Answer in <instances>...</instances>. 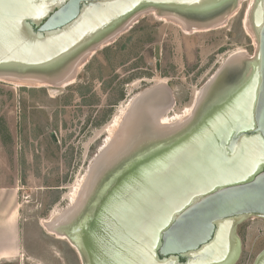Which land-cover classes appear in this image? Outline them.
I'll return each mask as SVG.
<instances>
[{
    "label": "water",
    "instance_id": "obj_1",
    "mask_svg": "<svg viewBox=\"0 0 264 264\" xmlns=\"http://www.w3.org/2000/svg\"><path fill=\"white\" fill-rule=\"evenodd\" d=\"M228 1L0 0V73L57 76L102 26L147 5L193 22L200 19L186 14L216 18ZM252 23L258 38L253 71L241 80L247 63L227 59L203 98L219 81L239 89L212 111L202 113V103L184 139L134 160L129 148L120 154H127L124 165L103 177L97 168L109 158L95 156L88 173L97 171L100 183L70 232L88 264L236 262L237 225L264 219V0ZM158 97L161 108L171 105L161 85L136 100L149 104ZM253 264H264V250Z\"/></svg>",
    "mask_w": 264,
    "mask_h": 264
},
{
    "label": "rangeland",
    "instance_id": "obj_2",
    "mask_svg": "<svg viewBox=\"0 0 264 264\" xmlns=\"http://www.w3.org/2000/svg\"><path fill=\"white\" fill-rule=\"evenodd\" d=\"M250 1L240 0L221 27L189 34L148 11L138 24L119 31L116 43L110 39L101 48L87 46L78 52L75 56L82 58L85 50L100 48L78 67L74 82L66 87L0 81V184L17 180L24 226L39 231L32 243L37 251L43 253L47 242L56 246L54 254L40 258L66 264L60 260L68 254L76 264V251L50 234L42 221L71 208L75 185L87 180L109 126L129 101L161 84L171 97L162 116L183 115L232 54L255 55L253 33L243 25ZM247 66L253 69V63ZM222 92L223 88L218 94ZM237 236L242 264H252L264 249V219L246 218Z\"/></svg>",
    "mask_w": 264,
    "mask_h": 264
},
{
    "label": "bare ground",
    "instance_id": "obj_3",
    "mask_svg": "<svg viewBox=\"0 0 264 264\" xmlns=\"http://www.w3.org/2000/svg\"><path fill=\"white\" fill-rule=\"evenodd\" d=\"M239 1L240 0L228 1L223 6V11H221V13L219 14L220 16L216 18H211L209 16L210 14L206 15L205 17L201 14H186V17L189 16L190 18H195V20L200 19L199 21L193 22L190 20H184L182 17L176 15L177 13H172L170 10L164 11L160 8L154 10L151 8L149 9V7L147 6L148 9L144 8L133 14H128L129 16L126 19L122 21L120 20L117 28L118 30L115 28L117 31L115 30L113 35H110L109 33L110 37H105L106 39L102 41L98 40L99 43L93 45V47L85 43L82 46V49L87 46H89L88 49H90L91 47H101V45L107 43L111 37L113 38L115 33L118 34V32L123 30V28H127L136 23L137 19L142 17L144 13L148 11H150L151 14H153V16H155V18H158L159 20L175 23L179 28L182 29V32L184 34L194 33L199 29L209 31L211 29L219 28L226 22V15L230 16L237 10ZM258 1L259 0L250 1L243 19V25L246 30L250 33H253L255 55L258 49V38L252 23V13L254 10V6ZM95 37L96 36H94V38ZM81 50H79L78 52H81ZM87 51L88 50H85L83 53H81L83 55L82 58L75 56L78 52L74 54L70 58V62L68 61L64 64L63 71L61 69L60 73H58L57 76H53L52 78L29 73L12 74L9 72H4L0 73V81L15 83L17 86L61 85L63 87H66L74 82L78 67L84 64L86 58L89 57L95 51V49L90 52ZM254 56H247L244 52H236L229 57L230 60L234 61L235 65L240 66L244 62L247 63L246 66H244L246 71L241 80L246 78L248 79L251 74L250 72L253 71V69L251 70V68H249L247 65H251V63H253L255 59ZM225 81L217 82L215 87L212 88V90H210L207 94V98L205 97L206 99L203 98L205 95L204 92H198L195 97L196 99L194 102V106L192 108H186L183 115H174L171 118H169V116L168 118L164 117V111L168 110V108H161L160 97L151 101L149 104H143L140 101L136 100V97H138L137 95L132 101H129L125 109L121 111L120 116L114 117L113 122L109 126L107 130V138L100 148V153H105L104 155H106L109 160H107L104 164L99 163L97 171H100L102 169L101 175L103 177L110 170L117 169L121 165H124L123 163L125 160H123V158L126 157L127 154H120L129 148L131 153L134 152L133 155H131L132 157H134L131 160H134L147 155V153L156 151L155 149L157 148H162L166 145H170V143H177L181 141V139H184L187 136L186 133H188L191 127L197 125L198 109L202 103L203 105L200 106V110L204 109L202 113L212 111L216 106L227 100L234 92L237 91V89H239L237 86L238 84H234L230 87H224L226 85H229L226 84ZM222 87L223 92L219 95L218 93L222 91ZM190 121H192V123ZM148 145L150 147H148ZM111 161H113V163H111ZM97 171L93 175H91V173H88L87 180H85L84 178L83 184L79 183L75 185L73 193L70 196V203H72V206L69 210H66L62 215H55L50 219V221H42L43 227H45L50 234L54 235L58 239L69 242L74 249H76L74 244L77 243L70 234L71 227L74 225L77 217L80 215V211L89 203L92 195L94 194L93 192H95L99 186L100 178H98L99 176H97ZM82 263L88 264L86 257L84 258L82 256Z\"/></svg>",
    "mask_w": 264,
    "mask_h": 264
},
{
    "label": "crops",
    "instance_id": "obj_4",
    "mask_svg": "<svg viewBox=\"0 0 264 264\" xmlns=\"http://www.w3.org/2000/svg\"><path fill=\"white\" fill-rule=\"evenodd\" d=\"M3 183L0 184V264H51L49 258H40V255L45 253L46 258L49 257L54 254L56 246L47 242L41 253L32 244L37 241L39 231L33 226H24L19 209L17 180ZM62 257L60 261L63 262L64 255Z\"/></svg>",
    "mask_w": 264,
    "mask_h": 264
},
{
    "label": "flooded vegetation",
    "instance_id": "obj_5",
    "mask_svg": "<svg viewBox=\"0 0 264 264\" xmlns=\"http://www.w3.org/2000/svg\"><path fill=\"white\" fill-rule=\"evenodd\" d=\"M148 7H149V9L151 8V9H161V10H164V11H167V8H164V6L163 7H151V6H149V5H147ZM147 6H144V7H142L140 10H142V9H148V7ZM130 15V14H129ZM129 15H126L125 16V18H123L122 20H124V19H126ZM121 20V21H122ZM119 17H116L115 18V20H113V21H111V23L108 25V24H105L104 26H102V31H100L99 33H97V35H93L92 37H91V40L90 41H88V42H86V44L87 45H89V46H93V45H95V44H97V43H99V41H102V40H104V39H106V38H108V37H110V35H113V33L115 32V30L118 28V25H119ZM135 24H138V22H136V23H134V24H132V25H135ZM116 28V29H115ZM114 30V31H113ZM118 30V29H117ZM116 30V31H117ZM113 31V32H112ZM109 33H110V35H109ZM119 33V32H118ZM108 34V35H107ZM116 33L114 34V36H113V38L111 37L110 39H113L112 40V44H114V43H116L117 41H118V39L116 38L115 39V37H116ZM94 36H96V38H94ZM98 36V37H97ZM104 36V37H103ZM106 37V38H105ZM101 39V40H100ZM99 40V41H98ZM98 41V42H97ZM93 42H95V43H93ZM109 42H107L106 44H108ZM86 45V46H87ZM101 48V47H100ZM100 48H98L96 51H94L91 55H90V57H92V56H95L98 52H99V49ZM102 50V49H101ZM135 61V59H133V61H129L128 63H131V62H134ZM103 64V63H102ZM134 70L135 69H132V71H131V73H134ZM244 221V220H243ZM243 221H241L238 225H237V227H236V230H235V234H236V236H237V231H238V227L241 225V223L243 222ZM237 238L239 239V237L237 236ZM239 242H240V239H239ZM69 246H70V248L71 249H73V250H75L72 246H71V244L68 242L67 243ZM264 250V249H263ZM262 250V251H263ZM261 251V252H262ZM260 252V253H261ZM241 242H240V254H239V257H238V259L236 260V262L234 263V264H242L243 262H241V260H240V257H241ZM76 254H79L77 251H76ZM79 256V258L78 259H76V264H83L82 263V259H81V257H80V255H78ZM68 257V254H65L64 255V260H63V262L64 263H66V264H73V258L71 257V258H67ZM72 262H71V261ZM181 261V260H180ZM254 262V261H253ZM37 264H40V263H37ZM253 264V263H252Z\"/></svg>",
    "mask_w": 264,
    "mask_h": 264
},
{
    "label": "trees",
    "instance_id": "obj_6",
    "mask_svg": "<svg viewBox=\"0 0 264 264\" xmlns=\"http://www.w3.org/2000/svg\"><path fill=\"white\" fill-rule=\"evenodd\" d=\"M57 198H58V197H56V198L51 202V204L54 203V202L57 200ZM51 204H50V205H51ZM50 205H49V206H50ZM49 206H48V207H49Z\"/></svg>",
    "mask_w": 264,
    "mask_h": 264
}]
</instances>
